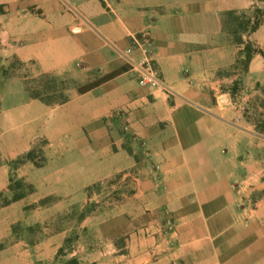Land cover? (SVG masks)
Returning <instances> with one entry per match:
<instances>
[{
    "label": "crops",
    "instance_id": "0c3cea01",
    "mask_svg": "<svg viewBox=\"0 0 264 264\" xmlns=\"http://www.w3.org/2000/svg\"><path fill=\"white\" fill-rule=\"evenodd\" d=\"M255 9L236 42L227 12ZM145 32L171 92L121 54ZM42 75L66 100L32 95ZM11 175L33 191L0 207V264L67 237L79 264H264V0H0V192Z\"/></svg>",
    "mask_w": 264,
    "mask_h": 264
},
{
    "label": "trees",
    "instance_id": "16d2710c",
    "mask_svg": "<svg viewBox=\"0 0 264 264\" xmlns=\"http://www.w3.org/2000/svg\"><path fill=\"white\" fill-rule=\"evenodd\" d=\"M255 13H256L255 17L251 19L250 17H247L245 14L236 15L233 11L227 12V16L230 17L233 22V26H232L233 28L231 32L236 42H243V39H242L243 32H251V31H254L258 27L260 23L259 15L261 14V11L259 9H255ZM243 51L245 53V56L241 61L243 62L244 65H247L251 55L254 52L256 51L261 52V50L254 47L250 42L245 43ZM43 76L48 77V76L42 75V77ZM51 80L55 82V77H51V78L49 77V81H47L46 84L44 83L47 89L53 88L49 85V82H51ZM30 92L32 91L30 90ZM32 95L43 99L39 91L32 92ZM63 100H66V98H64ZM34 153H35V149H32L26 152L24 155L17 157L13 161V167L15 168L18 164L22 163L26 159L34 160L35 158ZM32 191H33V186L31 184L27 183L22 178H17L15 175H11L10 182L8 185V190L5 192H0V207L12 201H16L20 198H23L24 196L31 193ZM71 242H72V237H67L65 239L64 245L60 247L58 251V256L62 254L65 249L67 250L71 249V246H70ZM54 264H79V263H78L77 258L70 257L65 263H54Z\"/></svg>",
    "mask_w": 264,
    "mask_h": 264
},
{
    "label": "built area",
    "instance_id": "2783aa9c",
    "mask_svg": "<svg viewBox=\"0 0 264 264\" xmlns=\"http://www.w3.org/2000/svg\"><path fill=\"white\" fill-rule=\"evenodd\" d=\"M71 5H69L70 7ZM71 8V7H70ZM133 47L139 50L140 55L135 58L132 55V48L121 51L126 62L129 63L131 70L136 75L140 85L160 88L163 91L171 92V88L160 78L153 63L152 39L148 33H143L141 37L133 40Z\"/></svg>",
    "mask_w": 264,
    "mask_h": 264
},
{
    "label": "rangeland",
    "instance_id": "374dc122",
    "mask_svg": "<svg viewBox=\"0 0 264 264\" xmlns=\"http://www.w3.org/2000/svg\"><path fill=\"white\" fill-rule=\"evenodd\" d=\"M29 75L30 74H28V76ZM27 79H28L27 81H28V85H29L31 91L32 92L39 91L41 93V96L44 99H46L47 101H60V100H62L66 96L67 88L70 85V83H68L67 80H64L63 81V80H60L59 79V80L55 81L54 83L49 82V85L51 87H53V88L52 89H47L45 87V84H46L47 81H49V78L48 77H46V78H40L39 79V77H32L31 76V77H28ZM34 155H35L36 161L38 162L41 159L40 153L36 151L34 153ZM52 200L53 199H51V198H46V199L42 200V203L43 202L50 203V202H52ZM77 216H78L77 211L72 212V213H65L64 212L63 214H60L59 215V220L62 219V220H69V221H71L74 218H77ZM67 218H69V219H67ZM70 246L72 248V242H71V245ZM70 250L71 249H69V250L65 249L63 251V253L60 254L58 257H56V259L51 264H54V263H65L69 258H67V257H65L63 255H65ZM38 264H43V263L38 262Z\"/></svg>",
    "mask_w": 264,
    "mask_h": 264
}]
</instances>
